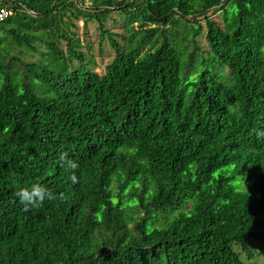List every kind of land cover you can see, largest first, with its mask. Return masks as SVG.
<instances>
[{"label": "trees", "instance_id": "obj_1", "mask_svg": "<svg viewBox=\"0 0 264 264\" xmlns=\"http://www.w3.org/2000/svg\"><path fill=\"white\" fill-rule=\"evenodd\" d=\"M2 11L0 264L263 253L264 0H0ZM79 20L96 24L99 58L104 43L112 52L101 73ZM33 183L57 198L25 212L16 193Z\"/></svg>", "mask_w": 264, "mask_h": 264}, {"label": "rangeland", "instance_id": "obj_2", "mask_svg": "<svg viewBox=\"0 0 264 264\" xmlns=\"http://www.w3.org/2000/svg\"><path fill=\"white\" fill-rule=\"evenodd\" d=\"M216 16H215V18H216ZM77 26H78L77 33H78L79 37L81 38L82 43L86 44L88 42L92 46L93 55L95 56V60H96V64H97V66L94 68V70L98 73H101L104 66L111 61L112 52L110 51L109 48H107V46H106L107 44L104 43L103 44L104 52L102 54V58L98 57V48H99L98 47V41H99L98 35H99V32L96 30V24L95 23H93V22L88 23L87 28L82 29L83 22H82V20H79L77 22ZM107 28L113 32L122 33V29L118 25L111 24L110 21L107 23ZM200 42L205 45L203 38L200 40ZM203 49L205 51V48H203ZM82 51H85V49H82ZM261 252L262 251H260L258 253V255L254 259H252V261H247V264H264V251H263V253H261Z\"/></svg>", "mask_w": 264, "mask_h": 264}, {"label": "clouds", "instance_id": "obj_3", "mask_svg": "<svg viewBox=\"0 0 264 264\" xmlns=\"http://www.w3.org/2000/svg\"><path fill=\"white\" fill-rule=\"evenodd\" d=\"M257 137H264V132L258 131L256 133ZM62 159L64 166L70 167L73 170V174L70 179L73 184L77 183V176L75 175V169L78 168V164L75 161H65ZM20 200V203L24 206V211L27 212L30 208L39 207L40 204L44 202L45 199H55L57 198L55 194L51 193L49 190L45 189L39 183H33L30 186L20 187L16 193ZM60 198H63V194H60Z\"/></svg>", "mask_w": 264, "mask_h": 264}, {"label": "built area", "instance_id": "obj_4", "mask_svg": "<svg viewBox=\"0 0 264 264\" xmlns=\"http://www.w3.org/2000/svg\"><path fill=\"white\" fill-rule=\"evenodd\" d=\"M10 16V13L7 11L0 12V22L6 20Z\"/></svg>", "mask_w": 264, "mask_h": 264}]
</instances>
